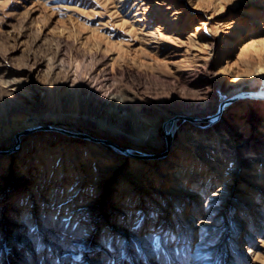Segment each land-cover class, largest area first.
<instances>
[{
  "label": "rangeland",
  "instance_id": "obj_1",
  "mask_svg": "<svg viewBox=\"0 0 264 264\" xmlns=\"http://www.w3.org/2000/svg\"><path fill=\"white\" fill-rule=\"evenodd\" d=\"M258 66L264 0H0V264H264V110L236 97L264 90ZM223 91L234 94L219 165L210 140L195 147L222 168L205 193L172 192L174 178L154 172L145 188L127 176L131 155H174L165 124L215 116ZM33 121L92 138L22 135ZM196 122L179 120L172 139L211 124ZM152 127L157 140L132 138ZM95 138L131 153L84 155L88 140L112 150Z\"/></svg>",
  "mask_w": 264,
  "mask_h": 264
},
{
  "label": "bare ground",
  "instance_id": "obj_2",
  "mask_svg": "<svg viewBox=\"0 0 264 264\" xmlns=\"http://www.w3.org/2000/svg\"><path fill=\"white\" fill-rule=\"evenodd\" d=\"M178 12V11H177ZM201 25H205L204 21L200 22ZM236 28L237 31L234 33L235 36H239L241 32L244 31L245 27L243 25H238ZM232 44V39L227 40V46L229 47ZM256 77L254 82L255 83H260V80L264 76V66H258L256 69ZM255 72V73H256ZM227 91L221 92L222 98L224 99V105L229 102V98L232 96V93H226ZM259 99L261 100L259 104L261 105L262 109L264 110V98H258V97H242V99ZM115 97H112V100H114ZM116 100V99H115ZM223 101V100H222ZM116 104V103H115ZM203 105H205L204 102H202ZM221 104V103H220ZM221 106V105H220ZM115 109L122 110L123 107L121 105H115ZM188 115L191 114V111L189 110L187 112ZM221 113H217L213 117L211 116L210 119L207 122H210L211 124L206 125L205 127L202 128H195V129H190V131H182L180 132V137L175 140H171L168 145L174 144V155H170L169 157H160L156 158L155 154H149V155H143L147 156V160H137L135 156L131 155V161L133 163L132 170H127V176H130V178H133L134 181L138 183V186L141 188L148 187L150 184L148 183V180L145 176H147L148 173H153L156 176L155 181L159 182L167 177H173L174 179L172 180L175 186L169 188L168 190H171L172 192L175 191L177 194H185L187 196H200L203 193H205L211 185V179L215 171H220L222 168H218V166H214L210 164L209 162L210 159H203L199 157L198 155V150H195L196 145L198 143H202L204 139L210 140L211 145L208 146V149L210 150L209 154L212 153L215 156V162L218 163L220 162V155L222 154L221 151L219 150L222 148V143L217 144L219 138H217L215 142V138L219 135L221 128H223V119L224 116L221 118L220 117ZM221 118V119H220ZM38 121H33V122H26V127L29 126H35ZM197 123V122H195ZM197 125V124H196ZM101 127L104 128H109L106 122H101ZM24 129V128H23ZM22 129V130H23ZM203 129L205 131H203ZM21 130V131H22ZM192 133L191 135V142L190 145H187V134ZM147 138L142 139L139 138L136 135H132V138L135 140L137 143L145 142L148 139L154 141L157 140L158 136V131L156 127L148 128L147 129ZM17 137V136H16ZM21 140V139H20ZM18 139L15 140V146L19 145ZM21 142V141H20ZM206 143V142H203ZM213 143L215 145H213ZM167 145V146H168ZM218 148V149H217ZM92 150V152L96 155L100 156H105V157H111V158H117L122 150H120L117 147H113L112 150L109 151V148L99 144L98 142L94 140H88L86 142V149L84 155H88L86 150ZM15 150V149H13ZM12 150V151H13ZM169 150V149H168ZM12 151L6 152L7 154L11 153ZM214 152H218L216 155ZM126 154L131 153L130 152H124ZM171 153V152H170ZM173 153V152H172ZM49 154V153H48ZM144 154V153H143ZM157 154V153H156ZM87 157V156H86ZM156 158V159H155ZM209 160V161H208ZM45 162L48 165L49 169L52 170L54 167L53 165V160L50 157H45ZM226 167L230 164V160L227 161ZM232 164V163H231ZM230 166V165H229ZM112 168H115L116 165H112ZM147 168L148 172L145 174L142 171H140L141 168ZM258 176H262V169L261 167L258 168ZM225 171H223L222 174H224ZM221 174V173H220ZM219 173L217 176L221 177L224 175H220ZM144 175V176H143ZM204 176V178H203ZM180 182V183H179ZM196 191V192H195ZM160 197V196H159ZM193 207L192 210L189 211L188 218L192 216L193 209H196L198 207V201L196 197L193 199ZM264 230V229H263ZM247 253H252L254 256H257V252L255 250H252L250 247L248 248Z\"/></svg>",
  "mask_w": 264,
  "mask_h": 264
},
{
  "label": "water",
  "instance_id": "obj_3",
  "mask_svg": "<svg viewBox=\"0 0 264 264\" xmlns=\"http://www.w3.org/2000/svg\"><path fill=\"white\" fill-rule=\"evenodd\" d=\"M247 96H249V97L264 98V90H262V91H256V92H244V93H241V94L237 95L236 97L237 98H242V97H247ZM223 107H224V103L221 104V106H220V112L219 113H222ZM209 119H210V117H206V118H196L195 117L194 118V117H189V116H185V115L175 116L168 123H166L165 126H164V129H165V139H166L167 143H169L172 140V138H173V132L175 130L174 127H175L176 123H178L179 120H187V121H190L192 123H195L196 121H205L206 122ZM169 124L172 125V128L173 129H169L168 128V125ZM38 130H54V131L62 132V133H65V134H68V135H71V136H79V137H82V138H90V139L92 138L87 133L75 132V131H72V130H68V129L62 128V127H60L58 125H55V124H50V125H47V126L35 125V126H32L30 128L25 129L22 132V135L23 134H28V133H31V132H35V131H38ZM22 135H18L17 136V139L20 140ZM95 139L98 140V141H100V142H104V143L110 145L111 147H117L120 150H122L123 152H130L131 151L130 149H125L122 146L114 143L111 140H108V139H100V138H95ZM168 147H169V145H168Z\"/></svg>",
  "mask_w": 264,
  "mask_h": 264
}]
</instances>
